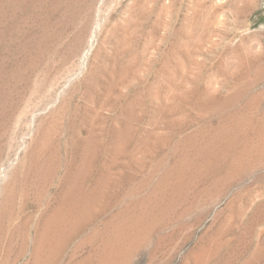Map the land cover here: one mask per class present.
Instances as JSON below:
<instances>
[{
    "label": "rangeland",
    "instance_id": "374dc122",
    "mask_svg": "<svg viewBox=\"0 0 264 264\" xmlns=\"http://www.w3.org/2000/svg\"><path fill=\"white\" fill-rule=\"evenodd\" d=\"M102 263L264 264V0H0V264Z\"/></svg>",
    "mask_w": 264,
    "mask_h": 264
},
{
    "label": "bare ground",
    "instance_id": "6f19581e",
    "mask_svg": "<svg viewBox=\"0 0 264 264\" xmlns=\"http://www.w3.org/2000/svg\"><path fill=\"white\" fill-rule=\"evenodd\" d=\"M85 54H86V53H85ZM120 242H121V241H120ZM120 242H119V243H120ZM123 242H125V241L123 240L121 243L123 244ZM121 243H120V244H121ZM116 244H118V241H117ZM120 244H118V245L120 246ZM114 245H115V244H114ZM114 245H112V246H114ZM124 245H125V244H124ZM112 246H111V247H112ZM115 248H116V247H115ZM122 249H123V248H122ZM110 251H111V249H110ZM110 251H109V253H110ZM117 251H118V250H117ZM110 256H111V254H109L108 257L110 258ZM112 256H113V255H112ZM105 257H106V255H105ZM105 257H104V258H105ZM106 258H107V257H106ZM107 259H108V258H107ZM119 259H121V258H119ZM104 260H105V259H104ZM112 260H113V259H112ZM112 260H111V261H112ZM105 261H107V260H105ZM111 261H109V262L112 263ZM113 261H114V260H113ZM107 263H108V262H107ZM110 263H109V264H110ZM113 263H114V262H113ZM116 263H117V262H116ZM118 263H119V262H118ZM102 264H103V263H102Z\"/></svg>",
    "mask_w": 264,
    "mask_h": 264
}]
</instances>
